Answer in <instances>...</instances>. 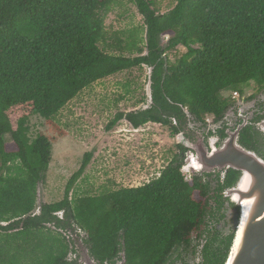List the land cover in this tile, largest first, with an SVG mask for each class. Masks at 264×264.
<instances>
[{
    "label": "trees",
    "instance_id": "16d2710c",
    "mask_svg": "<svg viewBox=\"0 0 264 264\" xmlns=\"http://www.w3.org/2000/svg\"><path fill=\"white\" fill-rule=\"evenodd\" d=\"M119 1L0 0V264H80L73 233L82 232L99 264H118L123 252L125 264L226 263L235 236L216 230L224 218L222 189L212 195L203 177L187 179L181 144V154L147 184L71 198L94 156L86 152L64 198L37 206L53 144L65 136L55 117L95 82L151 67V105L117 113L106 130L122 120L135 129L155 122L175 136L187 121L184 108L194 121L220 120L233 102L224 91L243 95L252 83L264 90V0H177L166 13L157 0H131L143 17L144 37L138 44L135 31H125L124 39L109 43L106 19ZM179 45L187 51L172 62L168 53ZM17 109L23 114L14 122ZM31 115L45 118L57 134L32 137ZM8 135L14 151L7 149ZM238 179L239 171H228L223 186Z\"/></svg>",
    "mask_w": 264,
    "mask_h": 264
},
{
    "label": "rangeland",
    "instance_id": "374dc122",
    "mask_svg": "<svg viewBox=\"0 0 264 264\" xmlns=\"http://www.w3.org/2000/svg\"><path fill=\"white\" fill-rule=\"evenodd\" d=\"M176 2L177 0H157L161 13L168 12ZM144 29L143 17L131 0H120L106 19L109 43L114 42L118 37L124 39L125 31L129 34L135 31L139 44L140 36L144 37ZM167 40L168 35L165 36L164 45ZM100 46L103 48L104 43L102 42ZM186 51L185 46L179 45L168 53V57L174 62ZM108 52L122 53L112 49H108ZM124 54L131 53L125 51ZM150 77L151 67L147 65L109 76L86 88L58 113L54 123L65 132V136L53 144V155L47 177L38 187V207L42 203H53L64 198L67 183L79 170L86 152L93 151L94 156L82 177L72 188L71 198L85 194L100 195L122 187L142 186L159 177L175 154H181L177 148L179 136L173 135L168 126L160 123L148 122L139 129H135L127 120H122L113 130H106V126L117 113L130 112L151 105L149 102ZM263 94L264 90L258 91L252 83L245 88L239 100L246 103L250 96ZM223 95L229 96L231 91H224ZM184 110L187 111V108ZM22 114L21 109L11 111L14 122ZM29 123L32 137H35L38 131L48 136L57 134L54 127L42 116L31 115ZM197 124V127L201 125L200 122ZM185 137L192 142L186 134ZM6 141L9 151L16 150L9 135ZM191 154L192 152L189 151L181 154L185 163L182 171L188 180H191L195 174L193 169H189L191 165L188 157ZM196 198L198 199L197 195ZM60 214L63 216V212ZM73 235L80 254L79 263L85 264L81 261V255L82 245L85 246L82 237L86 236V233L82 232V236L78 235V237L77 234L73 233ZM197 235V232H194L193 244L198 242ZM75 256L72 253L70 258ZM118 264H125L124 254Z\"/></svg>",
    "mask_w": 264,
    "mask_h": 264
},
{
    "label": "water",
    "instance_id": "95a60500",
    "mask_svg": "<svg viewBox=\"0 0 264 264\" xmlns=\"http://www.w3.org/2000/svg\"><path fill=\"white\" fill-rule=\"evenodd\" d=\"M149 99L151 103V83ZM187 114L190 115L188 111ZM177 136L180 138L179 144L196 152L194 159L199 171L228 167L241 172L236 186L227 191L231 201L240 206L241 213L225 264H264V157L238 144L239 130L219 147L212 146L211 150L205 147L202 139L193 144L184 132H179ZM82 247L81 261L85 264H99L92 258L87 247Z\"/></svg>",
    "mask_w": 264,
    "mask_h": 264
},
{
    "label": "flooded vegetation",
    "instance_id": "af4514ba",
    "mask_svg": "<svg viewBox=\"0 0 264 264\" xmlns=\"http://www.w3.org/2000/svg\"><path fill=\"white\" fill-rule=\"evenodd\" d=\"M229 96H231L233 102L228 106L227 110L224 112L223 117L220 120H215V117L213 115H209L212 118H208L209 116H207L205 122H200L201 125L199 127L196 126V121H192L191 114H187L188 110H184L187 121L184 124H181V131L190 138L193 144H197L199 140L202 139L205 147L211 150L212 146L219 147L227 140L230 135L236 133L239 130L238 144L245 149L254 151L261 157H264V94L262 96H250L249 100H247L246 103H242L244 101L239 100L240 98H242V95H240L238 92L237 94H231ZM258 133L260 134V150H255L254 148L256 145V136ZM245 135L250 140L247 145L245 142L246 140L242 142L243 137H246ZM188 151L192 152V154L188 157V160H192L193 158H195L196 152L192 148H187V151H185V153L183 154H186ZM189 169H193L192 166ZM233 170L236 169L225 167L221 170L214 169L212 171H199L197 169L194 170V176L198 175L200 177H203L204 181H209L211 183L212 195L214 194L215 189H222L220 192L222 193L226 201L224 203V207L218 204H214V207L216 209L220 206V208H222L220 213L224 214V218H221L219 222L216 221L218 223L214 222L217 224L216 230L219 231L220 235L233 234L235 236L239 224L241 209L240 207H236L237 205L231 201L230 196H227L228 189L236 186L238 180L233 186H223L225 183L224 180L226 178L227 172ZM240 174L241 172L239 171V176ZM221 185L223 187H220Z\"/></svg>",
    "mask_w": 264,
    "mask_h": 264
},
{
    "label": "bare ground",
    "instance_id": "6f19581e",
    "mask_svg": "<svg viewBox=\"0 0 264 264\" xmlns=\"http://www.w3.org/2000/svg\"><path fill=\"white\" fill-rule=\"evenodd\" d=\"M188 162H190V165L192 166V168L194 169V170H199V168H198V166H197V162H196V160L195 159H192V160H188ZM186 169V168H185Z\"/></svg>",
    "mask_w": 264,
    "mask_h": 264
},
{
    "label": "built area",
    "instance_id": "2783aa9c",
    "mask_svg": "<svg viewBox=\"0 0 264 264\" xmlns=\"http://www.w3.org/2000/svg\"><path fill=\"white\" fill-rule=\"evenodd\" d=\"M234 94H237V92H234ZM194 159V158H193Z\"/></svg>",
    "mask_w": 264,
    "mask_h": 264
}]
</instances>
